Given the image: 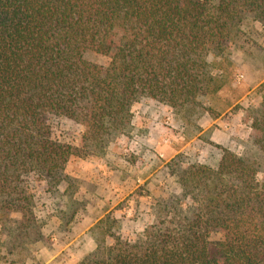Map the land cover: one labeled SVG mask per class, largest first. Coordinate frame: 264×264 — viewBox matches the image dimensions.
Masks as SVG:
<instances>
[{
  "label": "trees",
  "instance_id": "obj_1",
  "mask_svg": "<svg viewBox=\"0 0 264 264\" xmlns=\"http://www.w3.org/2000/svg\"><path fill=\"white\" fill-rule=\"evenodd\" d=\"M255 23L264 32V0H0L1 227L20 213L8 235H41L30 180L56 187L71 157L104 153L129 131L135 102L154 99L192 123L224 85L208 57ZM56 118L83 127L81 146L54 135ZM255 121L264 153V110ZM222 150L216 167L172 161L180 194L135 239L111 234L78 264H264L263 163Z\"/></svg>",
  "mask_w": 264,
  "mask_h": 264
},
{
  "label": "rangeland",
  "instance_id": "obj_2",
  "mask_svg": "<svg viewBox=\"0 0 264 264\" xmlns=\"http://www.w3.org/2000/svg\"><path fill=\"white\" fill-rule=\"evenodd\" d=\"M86 58L108 61L94 52ZM208 59L224 85L202 100L205 108L195 112L192 123L173 107L143 98L132 106L129 131L109 142L104 153L71 157L56 187L31 179L41 235L10 237L9 228L21 218L13 213L0 225V264H78L99 241L112 243L111 234L135 239L154 221L158 205L181 192L172 161L216 167L228 148L256 157L263 163L258 176L264 178V153L252 141L255 119L264 110V32L258 23L249 25L224 54ZM53 133L62 142L82 144L83 127L68 118L53 120Z\"/></svg>",
  "mask_w": 264,
  "mask_h": 264
}]
</instances>
